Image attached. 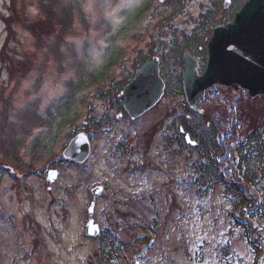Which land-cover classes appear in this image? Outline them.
<instances>
[{"label": "rangeland", "instance_id": "374dc122", "mask_svg": "<svg viewBox=\"0 0 264 264\" xmlns=\"http://www.w3.org/2000/svg\"><path fill=\"white\" fill-rule=\"evenodd\" d=\"M145 1L0 0V120L4 107L15 113L34 104L45 114L65 96L66 84L78 81L77 63L85 69L102 68L109 39L125 24V12L138 9ZM171 1L151 0L150 11L138 26L114 42L121 48V59L107 71L106 81L82 94L74 133L73 126L65 128L54 148L36 158L31 156L29 138L19 155L22 164L31 166H23L21 172L15 174L1 164L6 168L0 170V264H117L114 258L105 263L98 242L84 236L90 219L101 232L113 226V236L120 241V264H238L233 256L221 261L217 252L228 239L235 243L234 256L250 261L249 247L231 228L228 200L218 189L197 197L190 187L189 150L173 155L177 149L165 142L166 136L175 137V129H170L173 121L186 116L184 96L164 94L134 122L117 108L122 93L115 91L116 85H124L144 57L158 58L174 45L184 48L185 39L201 35L205 15L215 10L217 1L220 8L214 25L223 20L225 0ZM50 6L53 14L65 6L70 9V27L64 35L59 27L47 34L51 28L44 7ZM210 35L201 37L204 43ZM167 63L172 70L174 62ZM104 92H109L110 102L101 97ZM238 96L207 95L199 106L202 114L193 113L195 120L206 116L220 121L224 130L229 128L230 108ZM258 101L244 110L245 115L264 112V97ZM87 120H102L99 130L90 131V156L82 164L61 163L57 179L47 183L51 163L64 159L70 141L85 134L80 128ZM33 133L32 138L41 132ZM120 144L128 154L120 150ZM251 191L264 201V178ZM90 204L94 209L89 218ZM144 215L147 221L157 222V233L149 227L145 234L139 228ZM142 235H148V243L135 242ZM260 262L264 264V257Z\"/></svg>", "mask_w": 264, "mask_h": 264}, {"label": "trees", "instance_id": "16d2710c", "mask_svg": "<svg viewBox=\"0 0 264 264\" xmlns=\"http://www.w3.org/2000/svg\"><path fill=\"white\" fill-rule=\"evenodd\" d=\"M179 1L174 0L171 2L174 4L179 3ZM150 4L151 0H146L138 9L125 12L126 19L124 26L119 29L116 35L109 39L110 45L107 48L104 66L99 68V70L85 69L84 66L77 63L75 67H78L76 70L79 77L78 81L76 83L68 82L66 84L67 93L65 96L59 98L56 104L47 108L45 114H40L34 104L15 113H11L4 107V114L0 120V170L6 168L1 165L4 164L16 174L18 171L21 172L23 170V166L25 168L31 166L30 163L28 165L22 164L23 157L19 155V149L27 146L25 144L29 138H31V156L34 158L37 156L44 157L48 154L47 151L52 150L57 144L59 135L63 132L62 130L73 126L71 133L75 132L74 125L79 121L76 107L84 102L82 94L92 86L96 87L98 84L106 81L108 78L107 71L117 64L122 56L121 48L114 42L120 36L124 37L128 31L138 26L141 19L150 11ZM240 5L239 0H235L232 3L229 17L233 18V14L241 7ZM219 6L220 2H215L213 6L215 10L209 11L205 16L207 18V23H205L206 28L202 31L201 35L190 40L185 39L184 48L174 45L168 52L160 55V74L164 84H166L165 95L174 97L177 94L183 95L181 83V72L183 69L181 62L182 50L194 49L197 59L202 65L205 64V41L201 37L211 33L212 27L216 23L214 17L217 11H219ZM44 8L46 14H48V29L51 28L47 30V34L55 33L56 27H59L58 32L64 35L70 27V9L65 6L59 13L53 14L52 6ZM205 40L207 41L206 38ZM200 47L204 51H198ZM165 58L167 61H165ZM147 60L150 59L144 57L140 64ZM169 60L174 62L172 70L168 68L169 63L167 62ZM139 65L135 66L134 70ZM133 71L129 74L124 85H116V92H122L125 85L132 80L134 77ZM97 90L99 92L98 88ZM108 93L104 92L101 97L110 102L111 99L108 97ZM208 96H211V94H208ZM236 100L233 102L235 105L230 108V126L227 129L225 128V130L220 121L209 120L206 116L203 119L195 120L196 115L183 103V113L186 116L176 118L173 121L170 129H175V137L166 136L165 142H168L170 147L174 146L173 148L177 149L172 151L173 155H178L189 150L191 158L190 166L193 169V180L190 187H192L197 197L201 198L206 195H212L218 189L228 200L230 206L228 217L231 228L233 231H238V236L249 247L248 251L251 254V259L250 261H244L234 256L235 243L228 239L225 245L221 246L222 248L217 251L220 253L221 261L225 259L231 260L233 256V261H237L238 264H261L260 261L264 257V201L253 195L251 186L256 185L264 178V112H252V115L247 112V115H245L244 110L251 109L253 104L257 105L259 103L258 99L248 100L244 95L243 100L239 94ZM118 101L117 108L122 112V115L126 116L122 107L123 97L120 96ZM175 121H177V128L174 127ZM100 124H102V120L99 122L89 120L87 125L83 124L80 130L90 135L91 129L94 131L99 130ZM38 129H40L41 133L32 138L33 131ZM181 130L183 134L180 133ZM184 135L189 136L195 142L194 147L187 146ZM149 137L151 138V136ZM123 146V144H120L119 148L125 154L127 151L123 150ZM1 157H5V161L9 160V162L6 163L4 160H1ZM34 161L32 159V163ZM61 163L66 162L62 159L57 160V162L51 163V168L61 167ZM4 171L5 174L8 173V171ZM150 212L159 217L157 211L153 212V210H150ZM138 224L143 232L144 229L147 231L144 232L145 234H148L149 227L154 233H157V222L155 220L147 221L146 215L142 217L140 222L138 221ZM112 228L113 226L109 225V228L101 232L102 234L97 237L96 241L99 245L98 248H100L99 254L105 263L114 258L115 262L120 264L122 263V259L118 254L121 251V247H119L120 241L113 236ZM147 236L135 237L134 240L136 243L145 244L148 243ZM234 238L236 239V236ZM223 263L235 264L229 263V261Z\"/></svg>", "mask_w": 264, "mask_h": 264}, {"label": "water", "instance_id": "95a60500", "mask_svg": "<svg viewBox=\"0 0 264 264\" xmlns=\"http://www.w3.org/2000/svg\"><path fill=\"white\" fill-rule=\"evenodd\" d=\"M234 17L226 26L215 27L207 45V63L202 75L197 72V61L187 52L183 54L182 91L186 105L195 113L201 114L197 102L204 101L205 92H214L218 85L235 92L246 91L251 99L264 96V0H247ZM134 75L123 90V107L130 118L139 119L162 99L164 84L159 77L157 59L145 62ZM88 151V141L78 136L70 141L64 156L82 163ZM85 227V235L94 238L97 227L92 222Z\"/></svg>", "mask_w": 264, "mask_h": 264}]
</instances>
